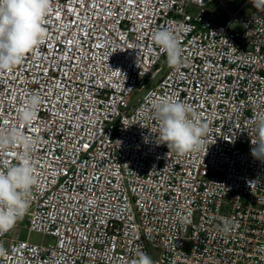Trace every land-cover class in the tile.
<instances>
[{
  "label": "built area",
  "instance_id": "2783aa9c",
  "mask_svg": "<svg viewBox=\"0 0 264 264\" xmlns=\"http://www.w3.org/2000/svg\"><path fill=\"white\" fill-rule=\"evenodd\" d=\"M44 26L45 42L0 74V130L38 138L37 185L0 235V264H132L141 252L156 264H264V161L251 154L264 17L241 0H52ZM162 27L181 39L175 69L151 41ZM33 93L42 102L27 126L18 111ZM161 98L198 113L199 150L160 143ZM21 151L0 153V170ZM22 221L51 241L21 239Z\"/></svg>",
  "mask_w": 264,
  "mask_h": 264
},
{
  "label": "clouds",
  "instance_id": "9594fccd",
  "mask_svg": "<svg viewBox=\"0 0 264 264\" xmlns=\"http://www.w3.org/2000/svg\"><path fill=\"white\" fill-rule=\"evenodd\" d=\"M253 7L264 12V0H250ZM52 0H0V74L11 72L25 56L42 45L47 38L45 18L51 11ZM152 43L166 54L169 67L177 68L182 62L183 48L180 36L168 27L151 34ZM41 97L33 93L18 111L21 124L31 126L37 117ZM152 115L158 122V139L169 150L178 153L196 151L202 146L200 137L205 126L198 122L199 115L185 101L161 98L152 103ZM255 140H251V154L264 161V115L254 122ZM38 138L23 134L19 127L0 130V153H7L20 146L17 163L0 170V235L10 231L29 210L28 197L37 185L36 166L32 153ZM225 221L222 231L229 230ZM0 246V256L5 255ZM132 264H156L141 252Z\"/></svg>",
  "mask_w": 264,
  "mask_h": 264
},
{
  "label": "rangeland",
  "instance_id": "374dc122",
  "mask_svg": "<svg viewBox=\"0 0 264 264\" xmlns=\"http://www.w3.org/2000/svg\"><path fill=\"white\" fill-rule=\"evenodd\" d=\"M241 1H245V0H241ZM248 10L249 11H253L250 7V5L248 4ZM217 24H220V25H227L228 24V21H229V18L226 14H220L218 15L217 17ZM235 28H237L236 26H234ZM151 87H147L142 93H140L138 96H135V98H140L142 99L143 96L147 93V91L150 89ZM21 225V228H20V238L21 239H28L30 242L32 243H36V244H41L42 242L44 241H48L50 242L51 240H48V239H44V237L40 234H37V233H29V231L25 228L26 226V222L22 221L20 223Z\"/></svg>",
  "mask_w": 264,
  "mask_h": 264
},
{
  "label": "water",
  "instance_id": "95a60500",
  "mask_svg": "<svg viewBox=\"0 0 264 264\" xmlns=\"http://www.w3.org/2000/svg\"><path fill=\"white\" fill-rule=\"evenodd\" d=\"M245 2H247V4L250 5V7H251V9L253 10V12L258 13V14H260V15H262V16L264 17V12L257 11V10L253 7V5L250 3V0H245Z\"/></svg>",
  "mask_w": 264,
  "mask_h": 264
}]
</instances>
